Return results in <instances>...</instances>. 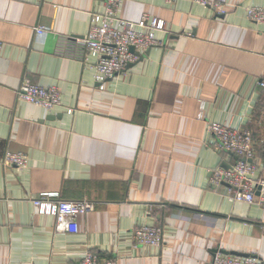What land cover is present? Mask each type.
I'll list each match as a JSON object with an SVG mask.
<instances>
[{
	"label": "crops",
	"instance_id": "crops-1",
	"mask_svg": "<svg viewBox=\"0 0 264 264\" xmlns=\"http://www.w3.org/2000/svg\"><path fill=\"white\" fill-rule=\"evenodd\" d=\"M214 1L224 15L193 0H124L118 17H156L166 32L99 89L79 40L103 0H0V264H78L86 252L116 264H211L231 253L264 264V210L211 185L212 170L238 159L206 130H248L264 180V24L245 15L264 0ZM23 80L57 87L61 106L19 100ZM6 152L25 154L26 168L3 164ZM42 193L94 209L77 216L76 233H56L31 203ZM141 226L162 229L161 247L135 245Z\"/></svg>",
	"mask_w": 264,
	"mask_h": 264
},
{
	"label": "built area",
	"instance_id": "built-area-1",
	"mask_svg": "<svg viewBox=\"0 0 264 264\" xmlns=\"http://www.w3.org/2000/svg\"><path fill=\"white\" fill-rule=\"evenodd\" d=\"M124 0H103L104 9L100 14L92 15L87 33L79 42L84 49V60L94 59L93 78L99 89H103L107 81L114 79L127 69L130 64L138 62L139 57L151 47L160 45L157 33L166 32V24L162 19L141 15L137 21H127L117 16L118 7ZM168 2L174 0H166ZM195 3L209 7L224 15L222 2L214 0H193ZM246 18L257 24H264V7L252 6L245 9ZM45 31L39 27L36 33ZM2 43L0 42V50ZM133 49V52L130 49ZM264 87V82H260ZM17 98L35 105L51 113L61 106L57 87L43 88L29 80H23L16 92ZM206 104L199 103L197 119L204 121ZM71 109L67 110L70 114ZM206 130L215 141V145L223 152L236 155L242 161L235 162L228 169H214L210 176L213 186L227 185L230 199L246 204H256L264 210V180L255 176L252 135L245 129H233L226 125L206 121ZM28 163L23 153L6 152L3 164L25 169ZM258 193V195H256ZM40 215L54 218V232H77L76 218L94 209V204L87 200H64L57 194L42 193L31 201ZM132 241L137 246L161 247L163 243L162 229L158 226L134 227L130 231ZM78 264H116V260L108 258L100 260L91 252H86ZM211 264H261L255 257H235L217 254Z\"/></svg>",
	"mask_w": 264,
	"mask_h": 264
},
{
	"label": "water",
	"instance_id": "water-1",
	"mask_svg": "<svg viewBox=\"0 0 264 264\" xmlns=\"http://www.w3.org/2000/svg\"><path fill=\"white\" fill-rule=\"evenodd\" d=\"M130 51L133 52V49L131 48ZM144 54H146V53H144ZM144 54H143V55H144ZM143 55H141V56L139 57V60H138V61H140V60L142 59V56H143ZM134 65H135V64H130V65H128V66H127V69L130 68V67H133ZM231 154H232V153H231ZM233 155H234V154H233ZM234 156H235V155H234ZM235 157L238 159V161H242V160H243V159L238 158L237 156H235ZM256 195H258V193H256ZM230 255H235V256H240V257H247V255H241V254H237V253H231Z\"/></svg>",
	"mask_w": 264,
	"mask_h": 264
}]
</instances>
